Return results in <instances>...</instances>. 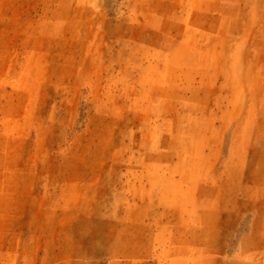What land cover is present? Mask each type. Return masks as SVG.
<instances>
[{"label":"rangeland","instance_id":"1","mask_svg":"<svg viewBox=\"0 0 264 264\" xmlns=\"http://www.w3.org/2000/svg\"><path fill=\"white\" fill-rule=\"evenodd\" d=\"M0 264H264V0H0Z\"/></svg>","mask_w":264,"mask_h":264}]
</instances>
